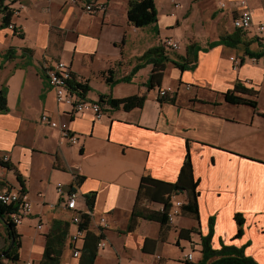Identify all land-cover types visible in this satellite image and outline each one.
<instances>
[{"label":"crops","instance_id":"crops-1","mask_svg":"<svg viewBox=\"0 0 264 264\" xmlns=\"http://www.w3.org/2000/svg\"><path fill=\"white\" fill-rule=\"evenodd\" d=\"M84 1H99L104 8L89 15L82 5L67 0H11L9 9L18 11L11 23L20 34L0 26V91L6 95V111L0 112V156L7 155L10 166L0 170V189H21L32 206L21 225L13 227L19 242L15 262L7 257L12 241L0 207V264H39L53 220L68 222V234L75 231L72 213L64 208L70 191L78 194L81 212L88 210L86 196L94 194L87 232L103 234L94 264H157V256L162 263L174 262L164 251L168 241H158L159 224L139 221L132 232L126 227L141 178L175 182L186 155L198 181L199 221L179 216L168 224L167 237L172 229H194L205 235L213 217L214 241L229 243L238 230L233 217L240 214L242 234L232 244L245 246L246 256L264 264V56L247 54H264V34L257 33V26L264 24V0H243L252 25L242 31L248 46L236 48L207 47L235 32L232 20L241 0H222L224 8L221 0H176L178 9L169 0L168 6L165 0H153L157 22L139 29L128 23V0ZM198 3L213 26L211 40L203 43L177 33ZM211 9L221 16L210 20ZM165 38L179 39L175 41L181 45L173 55L163 48L170 62L160 90L172 102L160 103L159 90H147L151 65L140 69L130 83L106 84L102 74L111 70L112 80H120L137 58L162 47ZM192 44L196 49L188 54ZM9 50L13 57L7 60L4 55ZM184 58L192 63L187 66ZM56 61L69 66L75 82L89 89L88 100L138 95L145 101L128 111L109 108L98 121L87 113L70 114L44 80L42 67ZM174 62L185 69L179 70ZM237 83L257 92L256 98L243 96L255 99L256 109L225 103L223 94ZM43 114L66 124L78 144L70 145L58 129L41 123ZM37 159L41 163L35 165ZM57 184L62 185L61 194ZM100 218L106 220V227H101ZM77 262L66 240L60 264Z\"/></svg>","mask_w":264,"mask_h":264},{"label":"trees","instance_id":"trees-1","mask_svg":"<svg viewBox=\"0 0 264 264\" xmlns=\"http://www.w3.org/2000/svg\"><path fill=\"white\" fill-rule=\"evenodd\" d=\"M10 0H0V16L1 27H8L11 23L12 11L9 9L7 2ZM127 20L130 26L139 29L157 22V12L153 0H128ZM243 34L240 30H235L231 35L220 37L216 42L208 44L207 48H213L218 45H223L228 48H236L238 45L247 47L248 45L243 41ZM196 49L194 44L187 47V53L191 54ZM250 57H263V53L249 54ZM13 53L11 50L6 52L4 58L7 60L12 59ZM184 63L188 66L187 58L183 59ZM170 62L167 57L166 50L158 46L146 51L141 57L136 59V64L131 72L121 78L120 80H112L111 70L102 74L106 84L113 85L115 83H130L132 77L146 65H151V71L145 84L148 91L161 89V84L166 69L167 63ZM179 70H184V64L173 63ZM71 91L78 93L81 97H85L89 89L85 86L77 84L73 77L72 83L69 86ZM248 95L256 98L257 92L245 88L240 83L234 85L232 90L223 94L225 103L229 105H243L256 109L255 99L243 98ZM145 101L144 96H130L123 99H112L106 96H100L99 103L106 102L110 109L122 108L125 111L133 108L142 107ZM172 102L167 96L159 99L160 103ZM6 111V95L5 90L0 91V112ZM4 167L9 168L8 163L2 164ZM19 180V178H18ZM80 178L76 177V184L79 183ZM198 181L193 176L192 164L189 155H186L184 162L180 168L177 180L175 182H165L152 178L148 175L143 176L140 180L135 203L130 214L126 232H132L138 225L139 221H148L159 224L161 232L158 241L166 242L168 227V212L171 207V195L186 198L185 203L181 207V214L190 217L197 222L199 221V205H198ZM94 203V194L86 196L87 213L82 216V223L79 225L81 230H85V237L80 249V257L77 259V264H94L97 256V246L103 240V234L87 232L90 222V214ZM148 204L160 206L161 210H153L148 207ZM0 207H2L0 205ZM5 213H11L7 207H2ZM234 223L238 227L236 234L230 239L229 243H223L219 238L214 241V218L210 217L208 220V232L205 235L196 232L194 229H180L177 232L176 245L179 246L180 241H191L192 234H198L200 239V257L197 262H185L186 264H257L251 257L245 255V246L236 247L233 241L240 238L242 234L243 218L240 214H235L233 217ZM8 225V233L12 243L10 244L7 252V257L12 262L17 261L16 251L19 249V242L15 239L13 232V225ZM69 223L59 220L51 222L50 229L45 236V246L42 258L39 264H60V257L65 247L68 237ZM13 239V240H12ZM147 242L155 244L157 240H147ZM13 253V256L11 254Z\"/></svg>","mask_w":264,"mask_h":264},{"label":"built area","instance_id":"built-area-1","mask_svg":"<svg viewBox=\"0 0 264 264\" xmlns=\"http://www.w3.org/2000/svg\"><path fill=\"white\" fill-rule=\"evenodd\" d=\"M11 1V0H10ZM32 1V0H26ZM175 9L180 7V4L176 0H169ZM69 4H80L86 14H95L96 12L102 11L104 4L99 1H89L84 0H67ZM8 5L9 1L7 2ZM221 8L225 7V2L222 1L220 4ZM19 8H23L21 3H19ZM12 11V9H11ZM17 10L12 11V16L17 14ZM233 28L240 31L248 30L252 25V17L250 10L246 7L243 0L239 2L238 12L235 14L232 20ZM10 31L16 32L15 27L12 23L7 27ZM257 33L264 34V24L257 26ZM162 47L167 51L176 52L180 49L181 45L179 42L172 38H165L162 41ZM42 72L44 80L49 89L53 90L55 94V99L58 104L64 105L70 112V114H90L94 120H101L109 106L106 102L99 103L98 101H91L85 97H81L80 94L71 91L69 87L73 80V74L69 66L61 61H56L52 65H44L42 67ZM159 97H166L167 92L165 90H160L158 92ZM40 122L50 126L51 128H56L60 132L61 139L67 141L70 145L78 144V138L76 135L72 134L66 124H59L55 121L49 119V117L43 114L40 117ZM9 159L7 155L0 156V170L4 168L2 164L8 163ZM57 192L62 193V185L57 184ZM177 196L171 195L170 204L171 207L168 212V224H173L175 220L181 215V207L184 202L178 201ZM77 199L78 194L76 191H70L64 201V208L72 213L71 224L75 227V231L68 234L67 244L71 250L72 257L78 259L80 257L79 242L84 239L85 230H81L79 225L82 223V216L87 213V211H77ZM0 205L2 207H7L10 209L11 213H6L7 221L14 227L21 225L23 218H26L31 213V202L29 201L25 192L20 190L10 191L0 189ZM91 216V215H90ZM101 227H106V220L104 218L99 219ZM39 225L37 229H40ZM101 242L97 247H101ZM185 262H192V254L184 255ZM157 264H175L174 262L162 263L160 256L156 257ZM26 264H32L27 262Z\"/></svg>","mask_w":264,"mask_h":264},{"label":"rangeland","instance_id":"rangeland-1","mask_svg":"<svg viewBox=\"0 0 264 264\" xmlns=\"http://www.w3.org/2000/svg\"><path fill=\"white\" fill-rule=\"evenodd\" d=\"M195 1H197V0H195ZM206 2H207V0H206ZM221 2H222V0H221ZM164 3L168 6V3L166 0ZM159 11L162 12V6L160 4H159ZM220 13L221 12L218 10H216V11H214L213 9L209 10V14L211 15L210 20H216L217 18H219L221 15H218V14H220ZM212 28H213V26L209 22L208 16H207L205 10L203 9L202 6H200V3H198V4L192 5L189 18L185 21L184 24H180V27H179L177 33L180 37H183V35H187V36L191 35L196 40L203 43L204 41L207 42V41L211 40L210 37H211V34L213 33ZM175 40L179 41V39H175ZM169 53L171 55H173V52H169ZM40 163H41V161L39 159L34 161L35 165L40 164ZM176 199L178 201H181L184 203L186 201V198H184L183 196L182 197L178 196ZM148 207L154 208V207H158V206L157 205L153 206L151 204H148ZM180 216L184 217L182 214ZM177 232L178 231L174 230V229H172L169 232L168 237H167L168 243L166 246L164 245L165 246V248H164L165 253L170 255V257H173V258H171V260L174 261L175 264H185L184 255L188 254V253L192 254V256L194 257L193 261L197 262L199 259V253L201 250L200 245H199L198 236L196 234H192L190 242L180 241V247H177L175 245V243L177 241ZM181 248H183L185 250H182ZM100 252L101 251H99L98 254H100ZM105 262L106 261H98L95 264H105Z\"/></svg>","mask_w":264,"mask_h":264}]
</instances>
